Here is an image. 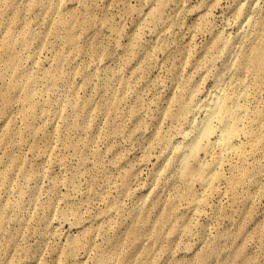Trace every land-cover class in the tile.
<instances>
[{
  "label": "rangeland",
  "instance_id": "obj_1",
  "mask_svg": "<svg viewBox=\"0 0 264 264\" xmlns=\"http://www.w3.org/2000/svg\"><path fill=\"white\" fill-rule=\"evenodd\" d=\"M258 51L264 0H0V264H264ZM218 90L254 142L205 190L178 151Z\"/></svg>",
  "mask_w": 264,
  "mask_h": 264
},
{
  "label": "bare ground",
  "instance_id": "obj_2",
  "mask_svg": "<svg viewBox=\"0 0 264 264\" xmlns=\"http://www.w3.org/2000/svg\"><path fill=\"white\" fill-rule=\"evenodd\" d=\"M67 37L70 43L76 40L71 31ZM263 58L264 52L258 51L256 61ZM243 97L229 96L218 90L202 108L203 119L195 125L193 135L185 136L187 145L178 151V156H183L179 175L189 183H200L205 190L211 189L223 178L221 168L226 156L243 155L244 148L238 145L241 137L254 142L250 140V131L243 126L248 115L242 104ZM212 138L215 141H211ZM191 188L188 187V193H192Z\"/></svg>",
  "mask_w": 264,
  "mask_h": 264
}]
</instances>
